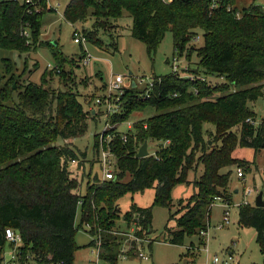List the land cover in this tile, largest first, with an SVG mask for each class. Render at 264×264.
Returning <instances> with one entry per match:
<instances>
[{"label":"trees","instance_id":"1","mask_svg":"<svg viewBox=\"0 0 264 264\" xmlns=\"http://www.w3.org/2000/svg\"><path fill=\"white\" fill-rule=\"evenodd\" d=\"M235 2L69 1L63 12L66 21L76 24L92 19L91 28H84L86 42L100 49L118 50L120 34L115 32V22L127 12L133 18L132 36L145 43L150 56L166 33L172 31L175 53L181 56L187 51L190 57L196 52L202 72L224 77L226 82L212 84L201 76L183 77L172 72L155 76L161 80L156 81L150 97L145 98L143 89H128L122 112L107 118L112 128L104 132L105 136L112 135L116 177L102 181L98 173L93 177L90 173L82 192L83 179L70 169V163L77 162L82 167L86 154L70 140L87 131L89 117L102 112L85 109L74 90L55 89L49 84V75L63 77L67 72L61 67L64 56L58 45L41 38V7L48 8L47 1L0 0V48L23 53L49 45L56 61L40 83L30 77L22 80L8 58L0 65V245L6 243L5 229L11 227L22 235V259L74 264L79 249L76 233L84 219L111 231L122 215L119 199L127 193L154 188L152 206L132 203L123 214L129 225L138 221L142 228L138 234L144 236L153 232L154 206L171 209L172 189L187 183L193 185L194 194L179 201L180 205L187 201V205L170 213L169 221L175 219L176 225L169 227L167 223L164 230L168 233L166 240L184 245L187 235L200 236L208 228L217 197L233 203L231 167L240 165L251 171L250 161L235 157L234 151L239 146L255 152L264 149V118L258 125L247 121L257 120L250 104L264 98V8L254 1L239 9ZM47 11L55 9L49 7ZM199 31L203 32V43L197 46L193 42ZM101 32L109 37V43L102 39ZM79 44L82 54L86 53L83 43ZM148 105L156 108V114L134 122L124 141L117 125L134 110ZM206 124L215 129L207 130ZM237 126L238 133L234 131ZM99 136L100 133L95 135L94 144L97 157ZM58 139L64 144H58ZM146 140L157 141V150L147 157H136ZM201 164L202 174L190 179V171L197 173ZM238 208L239 224L256 230L264 264V207L256 206L253 200ZM79 212L81 221L77 227ZM155 240L153 237L150 247ZM122 243L123 237L104 234L102 258L108 264H118Z\"/></svg>","mask_w":264,"mask_h":264},{"label":"rangeland","instance_id":"2","mask_svg":"<svg viewBox=\"0 0 264 264\" xmlns=\"http://www.w3.org/2000/svg\"><path fill=\"white\" fill-rule=\"evenodd\" d=\"M23 1V0H19ZM47 7H52L55 11H47L48 8L41 7L44 14L42 16L43 31L41 34L42 40L45 42L54 43L60 51L63 52V63L61 67L66 71L67 75L59 77L58 75H49V84L55 89H71L77 92L79 99L84 103L85 109H93L96 98L101 97L108 91V83L116 74H122L127 77L129 82L136 76L151 75V76H166L173 72V57L178 56L174 49V37L172 31H168L159 44L155 53L151 56L148 54L147 47L144 42L132 36L131 28L133 25V18L125 12L123 17L116 21V34H120L118 38V50H104L99 47L86 42L82 46L86 47L90 60L85 64L84 60L87 57V52L82 54L81 45L74 41V31L84 33V28L88 29L92 26V19L86 22H78L72 24L63 16L64 9L70 0H46ZM264 7V0H236L235 6L239 9L250 6L253 2ZM35 9L39 10L37 3H34ZM100 36L109 43V37L103 32ZM197 41L193 42L197 46L203 43V32L199 31ZM179 58V74L185 76H201L205 77L212 84H223L224 77L206 75L202 72L198 65V56L193 52L190 57L185 51ZM10 59L15 66L16 75H20L21 79H28L36 83H40L43 75L50 72L56 61L54 59L52 49L49 45H42L37 50L29 52H19L17 50H9L0 48V65H3V59ZM200 70V71H199ZM94 72V73H92ZM257 114V121L260 122L264 118V98L250 104ZM98 114V113H97ZM156 114V108L148 105L143 109L134 110L130 117L117 125V129L121 133L127 132L129 123H134L138 120L149 118ZM99 115V114H98ZM88 118L87 131L72 138L70 142L73 143L76 149L85 153V161L82 167H78V163L71 162L70 169L74 171L81 179H83L81 191L85 192L89 174L92 177L98 173L102 177L100 164L95 161L97 154L94 151L95 135L101 133L106 127L107 118L104 114ZM206 129H215L214 126L206 124ZM240 126L234 128L235 132H239ZM205 138H210L209 131L205 132ZM58 144H64L62 139H58ZM159 143L157 141H149V152L155 153ZM199 152L197 153V156ZM235 157L250 161L249 167L251 171H247L244 166H232V175L230 190L233 191V204L230 207L231 224L226 227H220L219 223L222 221L225 208L222 202L216 201L211 208V215L209 219L208 235H193L186 236L184 245L171 244L165 237L168 233H164L165 226L169 223V227L176 225V220L170 219V213H176L183 210L187 205V201L180 205L179 201L187 199L194 194L193 185L187 183L177 184L171 191L174 206L169 209L164 206L155 205L153 208L151 237H155V242L152 247L146 246L143 252L151 255L150 260H144L139 256H132L128 258H120L118 264H209V259L215 255H223L229 246H233L237 257H239L241 264H263V255L259 244L256 242V230L251 227H243L239 224V208L237 203H241L244 199L254 200L258 193L264 191V149L255 152L250 147H237ZM244 170V178L237 175V169ZM203 165L198 168L197 173L190 171L189 177L194 179L195 176L202 174ZM130 178L129 175L125 177L126 180ZM251 189L253 194L245 196V191ZM238 189V192H236ZM155 196V189L148 188L144 192L135 194L127 193L119 199L118 205L121 210V218L116 220V226L126 227L124 223L123 214L127 212L132 203L140 207H149L153 205ZM182 213V212H181ZM81 221L80 212L77 215V227ZM78 229V228H77ZM91 234L85 228H79L76 233V242L79 246L76 252L74 264H88L90 253ZM205 242L201 245V242ZM207 242V243H206ZM206 244V245H205ZM205 246H208L211 257L208 256ZM200 248V251L197 250ZM187 253V257H195V261L186 263L188 258H183V252ZM193 251L195 253H193ZM197 252V253H196ZM208 261V263H207ZM101 264H108L102 261Z\"/></svg>","mask_w":264,"mask_h":264},{"label":"built area","instance_id":"3","mask_svg":"<svg viewBox=\"0 0 264 264\" xmlns=\"http://www.w3.org/2000/svg\"><path fill=\"white\" fill-rule=\"evenodd\" d=\"M26 2H31V0H25ZM264 8V7H263ZM74 41L76 43H86V39L82 33L78 31L75 32ZM198 38V37H197ZM197 39L195 40V42ZM87 57L85 58V64L89 63L90 54L86 48ZM179 58L181 59L180 55L173 57V72H179ZM179 74V73H178ZM194 77V76H191ZM202 80H206L207 78L201 77ZM127 77L122 74H116L113 76L112 80L108 83V91L98 97L94 101V112L101 111L106 118H110L118 113H121L124 108V99L123 96L128 89L131 88H138L143 89L145 98L151 96V91L154 89L156 81H160V78H156L155 76L151 75H143V76H136L133 77L132 80L129 82L126 81ZM248 122L258 125L259 121H255L253 119H247ZM110 120L106 121L105 129L100 133V152L99 156L97 157V161L100 164L102 177L100 179L110 180L115 179V154L113 153L110 142L112 140V135L108 134L105 136V131L109 130L111 127ZM129 130L133 128V124L129 123ZM128 130V131H129ZM127 131V132H128ZM122 137L124 141L127 140V134L122 133ZM168 141L165 142V144ZM151 154V153H150ZM154 154V153H153ZM237 175L240 178H244V170L242 168L237 169ZM253 194L251 189H247L245 191V196H250ZM216 201L222 202V206L226 209L224 212V216L222 221H220V227H226L231 224V211L230 207L234 203H229V201H224L220 197H217ZM251 201L249 199H244L241 203H237V207L240 204H248ZM79 204H82L80 201ZM135 219H139L138 215H135ZM124 219V218H123ZM126 227L122 228V226H116L113 230H107L105 227L100 225L96 221H88L85 220L82 222L81 228L87 229V231L91 234V241H90V253L88 258V264H101L102 261H105L102 258V251H103V244H104V234L110 232L114 235L123 237V243L119 253L120 258H128L132 256H139L144 260H150L151 255L143 252V249L146 246H150L153 237H151V233L145 234L144 236H140L138 234L139 231L142 230L141 226L138 224V221H132L129 225L126 219L123 220ZM209 226V225H208ZM200 235L207 236L208 235V228L206 230H202ZM5 239L6 243L4 245H0V264H61V262H45L40 263L35 260L30 259L29 257L26 259H22L21 247L24 245V241L22 235L19 232H16L13 228L7 227L5 229ZM206 245V244H205ZM204 250L209 252L208 246H205ZM133 251V252H132ZM132 252V254H131ZM106 262V261H105ZM208 263V261H207ZM209 264H241L239 257H237L236 252L232 247H228L225 254L219 255L215 254L209 259Z\"/></svg>","mask_w":264,"mask_h":264},{"label":"water","instance_id":"4","mask_svg":"<svg viewBox=\"0 0 264 264\" xmlns=\"http://www.w3.org/2000/svg\"><path fill=\"white\" fill-rule=\"evenodd\" d=\"M54 45H57V42L53 43ZM149 142L146 140L143 142V144L140 146L136 157L138 158H143V157H147L150 155L149 149ZM236 192H238V190H236ZM255 204L258 207H264V191L261 190L258 195L255 198Z\"/></svg>","mask_w":264,"mask_h":264},{"label":"crops","instance_id":"5","mask_svg":"<svg viewBox=\"0 0 264 264\" xmlns=\"http://www.w3.org/2000/svg\"><path fill=\"white\" fill-rule=\"evenodd\" d=\"M92 73H94V72H92ZM236 151V150H235ZM235 151H234V154H235ZM190 178V177H189ZM191 179V178H190ZM193 180V179H192ZM236 190H238V189H236ZM207 243V242H206ZM172 244V243H171ZM174 245H176V244H174ZM229 247H231V246H229ZM234 248V247H233ZM235 250V249H234ZM198 252L200 251V248L197 250ZM210 252V251H209ZM209 252H207L208 253V256L209 257H211V254L209 253ZM236 252V251H235ZM187 253H188V251L186 250V252H183V254L181 253V257H182V259L183 258H188L187 256H183V255H187ZM193 253H195L194 251H193ZM197 253V252H196ZM197 255V254H196ZM196 255H195V257H196ZM195 257H193V258H188V260L186 261V263H191V262H194L195 261ZM118 263H119V261H118Z\"/></svg>","mask_w":264,"mask_h":264}]
</instances>
